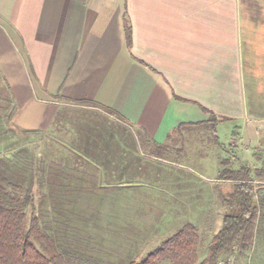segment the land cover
I'll list each match as a JSON object with an SVG mask.
<instances>
[{
    "label": "crops",
    "instance_id": "crops-1",
    "mask_svg": "<svg viewBox=\"0 0 264 264\" xmlns=\"http://www.w3.org/2000/svg\"><path fill=\"white\" fill-rule=\"evenodd\" d=\"M68 102L130 124L146 155L211 122L222 148L235 123L227 145L264 167V0H0V136L46 133Z\"/></svg>",
    "mask_w": 264,
    "mask_h": 264
},
{
    "label": "rangeland",
    "instance_id": "rangeland-1",
    "mask_svg": "<svg viewBox=\"0 0 264 264\" xmlns=\"http://www.w3.org/2000/svg\"><path fill=\"white\" fill-rule=\"evenodd\" d=\"M63 107L69 114L80 110L97 111L101 116L98 120L117 127L114 119L102 111L69 102ZM235 125L218 124L216 130L220 143H224L222 148L217 146L218 140L211 138V124L190 126L188 129L195 136L209 135L190 140L184 134L183 138L172 141L174 149L161 158L142 154L140 146L135 151L140 150L141 166L127 163L122 171L106 170L103 179L99 174L97 178L90 175L87 179L93 182H88L86 190L75 191L70 197L63 195L62 200L58 186L51 189L48 184L39 185L42 191L34 193L43 206L39 211L42 225L55 239L59 250L79 255L77 264H99V260L123 264L152 250L163 237L186 222L198 228V253L203 255L212 235L221 226L223 214L229 211L221 198L231 190L232 181L218 179V171L227 166L236 169L247 165L263 169V175L253 180L259 216L247 262L264 264V167L258 165L252 149L238 150L227 145L226 135ZM118 134L120 138L127 137L124 132L118 131ZM14 137L12 141L11 137L0 136V173L7 178L15 176L16 164L23 162L26 171L32 168L27 159L29 154L39 160L36 164L39 166L41 160L44 162L42 153L53 151L46 144L48 134L40 130L22 133L17 129ZM133 143L139 146L134 135ZM48 157L46 155V162ZM34 174L31 179L37 184L39 181ZM244 261L241 259L242 264Z\"/></svg>",
    "mask_w": 264,
    "mask_h": 264
},
{
    "label": "trees",
    "instance_id": "trees-1",
    "mask_svg": "<svg viewBox=\"0 0 264 264\" xmlns=\"http://www.w3.org/2000/svg\"><path fill=\"white\" fill-rule=\"evenodd\" d=\"M75 103L96 106L91 101ZM105 112L113 114L109 109ZM116 118L123 121L117 115ZM98 119L101 120V116L97 111L80 110L77 114H69L66 108H60L45 131L48 134L46 144L53 151L42 153L44 162L41 160L36 166L39 160L29 154L27 159L32 166L29 171L23 169L22 162L15 165L14 177L7 178L0 173V264H77L79 255L59 250L55 239L42 225L39 211L43 206L36 200L35 193L42 191L39 185L48 184L51 189L58 186L62 200L63 195L70 197L75 191L86 190L88 182H93L87 179L90 175L97 178L99 174L103 179L106 170L122 171L114 165L111 169H95L93 162H126L141 166V158L135 151L137 146L133 143V127L127 124L130 127L127 129L114 120L121 129L118 130ZM210 124L213 131L214 123ZM118 131L124 132L126 139L120 138ZM139 143L146 149L142 140ZM171 149L166 144H154L151 151L161 158ZM94 150L104 151V154L97 155ZM46 155L50 156L48 162ZM32 173L39 181L37 184L31 179ZM262 175L263 169H251L247 165L236 169L227 166L218 171V179L232 181L231 190L221 198L229 211L223 214L221 226L212 235L203 255L198 253V228L186 222L163 237L152 250L123 264H229L227 258L232 255V264H242L241 259L245 260L244 264H251L247 259L254 244L259 216L253 180ZM98 263L111 264L103 260Z\"/></svg>",
    "mask_w": 264,
    "mask_h": 264
},
{
    "label": "built area",
    "instance_id": "built-area-1",
    "mask_svg": "<svg viewBox=\"0 0 264 264\" xmlns=\"http://www.w3.org/2000/svg\"><path fill=\"white\" fill-rule=\"evenodd\" d=\"M233 259H234L233 255L232 256H228V258H227L228 263L232 264Z\"/></svg>",
    "mask_w": 264,
    "mask_h": 264
}]
</instances>
